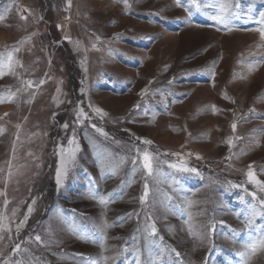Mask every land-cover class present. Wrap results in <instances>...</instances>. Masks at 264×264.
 I'll use <instances>...</instances> for the list:
<instances>
[{
    "label": "rangeland",
    "instance_id": "rangeland-1",
    "mask_svg": "<svg viewBox=\"0 0 264 264\" xmlns=\"http://www.w3.org/2000/svg\"><path fill=\"white\" fill-rule=\"evenodd\" d=\"M196 2L199 8L192 0L184 7L176 0H71L69 8L68 0H0V15L11 8L0 21V61L19 47L14 59L23 64L0 78V98L15 94L0 104V215L12 229L0 231V258L21 243L23 254L11 258L27 264H135L137 255L141 264H243L246 245L264 230V211L248 194L264 193L246 176L251 165L264 182V41L253 31L264 0ZM225 2L230 32L211 20ZM77 104L107 137L88 120L74 123ZM72 127L81 151L57 188V146L67 147ZM144 151L158 158V176L144 171ZM145 182L150 194L141 205ZM105 222L111 227L102 233ZM153 222L156 236L145 231ZM253 264H264V252Z\"/></svg>",
    "mask_w": 264,
    "mask_h": 264
},
{
    "label": "snow or ice",
    "instance_id": "snow-or-ice-1",
    "mask_svg": "<svg viewBox=\"0 0 264 264\" xmlns=\"http://www.w3.org/2000/svg\"><path fill=\"white\" fill-rule=\"evenodd\" d=\"M122 2H124L125 4L127 3V0H122ZM184 3L185 0H176V4L178 7H184ZM192 3L199 8L200 5L196 2V0H192ZM68 7H71V0H68ZM184 10L186 12H191L190 8L185 7ZM11 11V8H9L8 10H6L5 14L0 15V21H3L6 19L7 17V13ZM23 11L26 12H30V9H23ZM230 6L228 3H221L219 6V12L216 15H213L211 17V20L216 24V25H222L223 28H225L227 31H233L235 30L231 24H230ZM20 19L21 20H25L27 19L24 15H20ZM39 19H42V17H40ZM260 24L261 27L253 29V31L258 32L259 34V39L261 41H264V13L260 14ZM57 28L60 29L62 28V25H57ZM36 35L35 33H33V36ZM65 40L69 43H71V38L70 37H65ZM99 38L97 37V43H99ZM21 44L24 43V41H20ZM77 47H79V42H77ZM92 49L99 51V48H97V44L93 43L92 44ZM20 51L19 47H16L13 52H10L6 58V60L0 61V78H3L4 75L6 74H13L15 75V72L13 71L14 66H19V67H23V64L21 62L20 59H14V54L18 53ZM51 64V61H49V65ZM82 65H83V61H82ZM84 72L87 73V68L84 67ZM214 76V73H213ZM46 81L41 79L39 80L38 84L39 85H43ZM83 83V81H82ZM26 87L27 88H32L34 86V83L32 80H28L25 82ZM57 93L60 92V89L57 88ZM85 92L84 88H81V94L83 95ZM147 89L142 90L141 95L146 94ZM14 93H10L8 97L5 98H0V104L5 103L6 101L10 102L11 98L14 96ZM59 103H63V101H59ZM59 103H57V107H59ZM89 108H91L92 112H94L97 116H99L100 118H104L105 116H107V113L102 111V109H100L99 107H93L92 105L88 106ZM137 107H139L137 105ZM74 112H75V124L77 125H81L83 126L84 121L88 120L89 121V127H91L96 133H98L100 136L103 137H107L108 133L104 131V129L98 127L96 124L91 123V119L92 117L89 116L86 112L84 107L80 106L79 104H77L74 107ZM7 115V114H5ZM65 132H68V130L70 129V124L68 122H65L62 124L61 126ZM17 128H19V125H17ZM232 131L233 133L236 132L237 129V124L234 122L231 125ZM2 131V130H0ZM142 144L144 145H151L152 141L148 140V139H144L141 141ZM228 147L231 149L234 146V141L233 139H229L227 141ZM58 151H57V155L59 157V163L58 166L56 168V173H55V182L57 185V188H60L63 186V183L65 181V179L68 176V173L70 171V166L71 168L76 167L77 164V156L78 153L81 151V147L79 142L76 139V133H75V127H72V134L71 137L67 139V147H65L64 145H58ZM140 152L141 150L139 148L136 149V156L137 158L140 157ZM29 155H31V153H29ZM167 155V154H165ZM231 157H226V159H230ZM196 159H201L200 156H196ZM157 161V163H159L158 158L153 156L152 153L148 152V151H144L143 155H142V164H143V169L144 171L147 173L148 176H158L159 175V169L156 168L154 169L153 167V161ZM133 164L136 163V160L134 159L132 161ZM168 167L176 169L180 172H186V173H194L196 175H200V172L197 168L195 167H189L186 166V163H180V164H176V163H168ZM9 177L12 176V171H11V165H9V172H8ZM246 176H247V180L249 183L255 185L258 189L259 192L264 193V182H262L261 180H259L257 178L256 173L253 170V167L251 165L248 166V171L246 172ZM231 187L233 188H237V187H241V185L232 183ZM245 192H248V190L245 188L244 189ZM150 194V189H149V184L147 182H145L144 184V190H143V194L140 197V203L141 205H145L148 202V197ZM251 197L253 201H256L260 207V209L262 211H264V196L258 197L257 196V192H250L248 193ZM0 196H6V192H0ZM96 197L94 196L93 199H95ZM99 202L101 204H105L107 203V201L104 199L103 196L99 197ZM9 201L7 199L4 200V206L5 208H7ZM36 203V200L33 199L31 201V206L28 207L27 209V213L30 215L34 209V205ZM191 206V205H189ZM13 216H15V211H13L12 213ZM133 215V213H129V216ZM136 215L138 216L139 214L136 213ZM256 217V213H255V208H253L252 211V215L249 219H247L245 221L246 225L251 227L253 224V221ZM28 219V215H25L24 219L21 220L17 225H16V233L19 234L20 229L24 226V224L27 222ZM149 220L152 219V217H148ZM4 221V216L0 215V231H7L8 233L12 232L11 227H8L6 225H4L3 223ZM222 223V222H221ZM111 227V225L107 224L106 222L104 223L103 227L100 229V231L103 233L107 228ZM212 230V229H209ZM145 231H149V234L151 236H156L157 235V228L155 223H151L149 225L148 228L145 229ZM4 237L0 236V240H2ZM78 238L81 240H86L87 237L85 234H78ZM35 242H37L38 244L43 243L41 240V236L40 235H35L34 237ZM163 238L161 237V240ZM125 251H127V248H125ZM171 251L175 254V256L177 258L180 257V252L177 251L175 248H172ZM23 252H27V248L23 249ZM264 252V230H262L261 234L252 242L248 243L246 245V253H245V260L243 262V264H253V257L257 256L258 253H262ZM17 254H23L22 253V248H21V243H16L14 245V248L12 250V253L10 254V257L7 259L4 258H0V264H27V262L24 259H12L11 256H15ZM135 264H141V260L139 258V255H137Z\"/></svg>",
    "mask_w": 264,
    "mask_h": 264
}]
</instances>
